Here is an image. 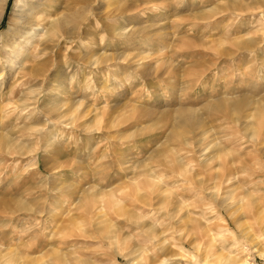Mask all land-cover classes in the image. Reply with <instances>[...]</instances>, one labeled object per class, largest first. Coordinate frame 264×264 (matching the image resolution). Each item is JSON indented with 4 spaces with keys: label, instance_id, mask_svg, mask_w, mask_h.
<instances>
[{
    "label": "rangeland",
    "instance_id": "1",
    "mask_svg": "<svg viewBox=\"0 0 264 264\" xmlns=\"http://www.w3.org/2000/svg\"><path fill=\"white\" fill-rule=\"evenodd\" d=\"M36 1L0 0V264H264V0Z\"/></svg>",
    "mask_w": 264,
    "mask_h": 264
},
{
    "label": "bare ground",
    "instance_id": "2",
    "mask_svg": "<svg viewBox=\"0 0 264 264\" xmlns=\"http://www.w3.org/2000/svg\"><path fill=\"white\" fill-rule=\"evenodd\" d=\"M44 0H37L36 2H35V4H33L32 5V8H31V11H29V10H23V12H22V10H21V14H20V18H23V21H21V23L20 24H25L26 25V23L28 22L29 23V20H30V18L33 16V13L35 12V10H37L39 7H40V5L42 4V2H43ZM19 4H20V0H16V6L18 5L19 6ZM44 5V4H43ZM29 8V7H28ZM89 8V7H88ZM20 12V11H19ZM79 14V13H78ZM87 14H89V13H87ZM53 23H56V25L58 24V25H60V22H62V21H60V19H59V17L58 18H55V19H53ZM11 23L9 22V24L8 25H10ZM17 24V23H16ZM21 28V27H20ZM29 30V29H28ZM28 30H24V33L27 35V36H31L32 34H33V32H34V28L30 31H28ZM56 30V29H55ZM47 33V30H45L44 31V34H46ZM13 44V43H12ZM13 46L14 45H11V47L13 48ZM16 52V55L18 54V50L17 51H15ZM51 52V51H50ZM19 84V83H18ZM28 104V103H27ZM26 106V105H25ZM29 107V106H28ZM183 119L184 120H187V121H189V123H195L196 121H199L198 119H195L192 115H183ZM257 131H259V130H257ZM262 134V133H261ZM203 161V160H202ZM144 173V172H143ZM151 176H152V174H151ZM154 177V176H153ZM152 179H154V178H152ZM156 181V180H155ZM226 257H224V259H225ZM227 260V259H226ZM227 264V263H226Z\"/></svg>",
    "mask_w": 264,
    "mask_h": 264
}]
</instances>
